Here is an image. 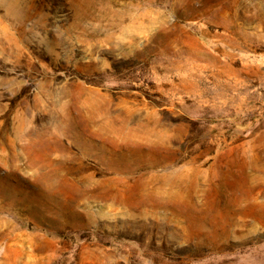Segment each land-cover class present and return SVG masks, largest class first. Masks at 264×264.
Returning a JSON list of instances; mask_svg holds the SVG:
<instances>
[{
    "label": "rangeland",
    "instance_id": "rangeland-1",
    "mask_svg": "<svg viewBox=\"0 0 264 264\" xmlns=\"http://www.w3.org/2000/svg\"><path fill=\"white\" fill-rule=\"evenodd\" d=\"M0 264H264V0H0Z\"/></svg>",
    "mask_w": 264,
    "mask_h": 264
},
{
    "label": "bare ground",
    "instance_id": "bare-ground-1",
    "mask_svg": "<svg viewBox=\"0 0 264 264\" xmlns=\"http://www.w3.org/2000/svg\"><path fill=\"white\" fill-rule=\"evenodd\" d=\"M154 193H155V192H154ZM156 195H157V194H156ZM82 233H83V232H82ZM82 233H81V234H82ZM83 235H84V234H83Z\"/></svg>",
    "mask_w": 264,
    "mask_h": 264
}]
</instances>
